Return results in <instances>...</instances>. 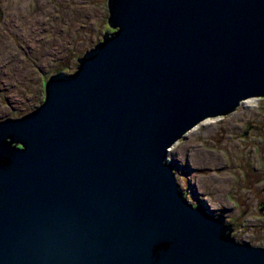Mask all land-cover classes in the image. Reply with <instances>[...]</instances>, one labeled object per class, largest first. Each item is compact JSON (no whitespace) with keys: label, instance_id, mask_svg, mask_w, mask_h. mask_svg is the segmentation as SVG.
Wrapping results in <instances>:
<instances>
[{"label":"water","instance_id":"obj_1","mask_svg":"<svg viewBox=\"0 0 264 264\" xmlns=\"http://www.w3.org/2000/svg\"><path fill=\"white\" fill-rule=\"evenodd\" d=\"M107 5L113 31L0 120V264H264L189 201L170 149L264 97V0Z\"/></svg>","mask_w":264,"mask_h":264},{"label":"rangeland","instance_id":"obj_2","mask_svg":"<svg viewBox=\"0 0 264 264\" xmlns=\"http://www.w3.org/2000/svg\"><path fill=\"white\" fill-rule=\"evenodd\" d=\"M108 15L107 0H30L28 7L24 0H0V120L36 108L52 73L74 72L77 58L113 31ZM37 17L26 32L27 22ZM260 99L258 108L239 105L227 115L205 119L214 121L215 128L200 127L203 121L196 125V134L188 135L194 127L173 144L171 158L190 202L197 193L208 210H227L231 236L264 247V97Z\"/></svg>","mask_w":264,"mask_h":264},{"label":"flooded vegetation","instance_id":"obj_3","mask_svg":"<svg viewBox=\"0 0 264 264\" xmlns=\"http://www.w3.org/2000/svg\"><path fill=\"white\" fill-rule=\"evenodd\" d=\"M107 19H108V17H107ZM103 39V38H102ZM101 40H99V41H97L96 43H98V42H100ZM96 43H94V44H96ZM93 44V45H94ZM78 59L79 58H77V62H78ZM79 63V62H78ZM78 66V65H77ZM77 66L75 67V68H77ZM72 68H74V66H72ZM64 69H62V70H59L58 72H60V71H63ZM58 72H54V74L55 73H58ZM70 72V71H69ZM70 73H72V72H70ZM53 74V73H52ZM46 81V80H45ZM44 97H45V95H43L42 96V98H41V101H43V99H44ZM41 101H39L38 102V104L36 105L37 107L38 106H40L41 104ZM249 103H251V104H249ZM40 104V105H39ZM249 104V105H248ZM260 105V103H258L257 104V106L258 107H260L259 106ZM246 106H248L249 108H251V109H253V107H254V103H252L251 101H248L247 103H246ZM36 107V108H37ZM36 108H34L33 110H31V111H28V112H25V113H23V115H26V114H28V113H30V112H32V111H34ZM22 115V116H23ZM176 174H177V176L179 177V169L177 170V168H176ZM223 187V186H222ZM185 192V191H184ZM185 196H186V193H185ZM187 197V196H186ZM188 198V197H187ZM193 198H194V200L192 201V203H193V205L195 206V207H197V206H202V207H204V210L208 213V215L211 217V218H213V219H215V220H217L218 222H221L222 224H223V226H224V229L222 230V231H220L221 233H220V235H221V237H223V238H226V239H228V234L231 236V234H230V232H231V230H232V225L231 224H228V214H227V210H225V209H218V210H216V209H212V210H208L207 209V202L204 200V198H202L201 197V195L200 194H195L194 196H193ZM190 201V200H189ZM228 225L230 226V228H231V230L230 231H228ZM232 237V236H231ZM234 238V237H233ZM235 239V238H234ZM235 241H237V239H235ZM237 242H239V241H237ZM243 242H245V241H243Z\"/></svg>","mask_w":264,"mask_h":264},{"label":"bare ground","instance_id":"obj_4","mask_svg":"<svg viewBox=\"0 0 264 264\" xmlns=\"http://www.w3.org/2000/svg\"><path fill=\"white\" fill-rule=\"evenodd\" d=\"M29 1L30 0H24V4H26L27 5V7H28V5H29ZM28 2V3H27ZM17 3V2H16ZM43 4V3H42ZM14 9V13L16 12V11H18L19 9L18 8H13ZM12 12V11H11ZM9 13L8 15H11L12 13ZM14 15V14H13ZM37 16V15H36ZM35 16V17H36ZM41 16H42V13H41ZM36 19H38V17L37 18H32V19H30L27 23H28V25L24 28V30L27 32L28 30H30V28L33 26V23H34V21L36 20ZM248 102V101H247ZM247 102H245V104L247 103ZM250 104V103H249ZM248 104V105H249ZM235 116H237V114H235ZM215 122L214 121H209V120H205V121H203L201 124H200V127H202V126H205V127H207V128H215L214 126H215V124H214ZM197 130H198V127H195L191 132H189V136H193L194 134H196L197 133ZM171 149V152L173 151V150H175L176 149V146H173L172 148H170Z\"/></svg>","mask_w":264,"mask_h":264},{"label":"built area","instance_id":"obj_5","mask_svg":"<svg viewBox=\"0 0 264 264\" xmlns=\"http://www.w3.org/2000/svg\"><path fill=\"white\" fill-rule=\"evenodd\" d=\"M252 100H253L252 103H254V107H258L257 104L259 103V100H262V99H260V97H252V98L242 101L241 105H246L245 102L252 101Z\"/></svg>","mask_w":264,"mask_h":264},{"label":"clouds","instance_id":"obj_6","mask_svg":"<svg viewBox=\"0 0 264 264\" xmlns=\"http://www.w3.org/2000/svg\"><path fill=\"white\" fill-rule=\"evenodd\" d=\"M252 98V97H251ZM249 99V98H248ZM246 100V99H245ZM242 101H244V100H242ZM242 101H241V103H242ZM241 103L239 104V105H241ZM243 106H246V105H243ZM238 108V107H237ZM258 108V107H257ZM208 119V118H207Z\"/></svg>","mask_w":264,"mask_h":264}]
</instances>
